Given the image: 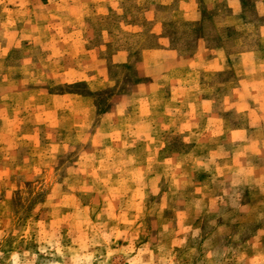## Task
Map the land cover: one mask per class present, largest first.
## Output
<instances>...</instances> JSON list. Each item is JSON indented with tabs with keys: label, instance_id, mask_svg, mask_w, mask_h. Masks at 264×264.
Masks as SVG:
<instances>
[{
	"label": "rangeland",
	"instance_id": "obj_1",
	"mask_svg": "<svg viewBox=\"0 0 264 264\" xmlns=\"http://www.w3.org/2000/svg\"><path fill=\"white\" fill-rule=\"evenodd\" d=\"M240 1L253 22L241 29L263 34L264 0ZM229 12L227 0H0V264H264V186L216 183L219 153L190 146L205 136L155 120L174 112L171 83L151 85L162 72L259 45L221 24ZM253 77L218 93L230 114L245 108L234 126L264 124V72ZM257 192L254 211L240 205Z\"/></svg>",
	"mask_w": 264,
	"mask_h": 264
},
{
	"label": "crops",
	"instance_id": "obj_2",
	"mask_svg": "<svg viewBox=\"0 0 264 264\" xmlns=\"http://www.w3.org/2000/svg\"><path fill=\"white\" fill-rule=\"evenodd\" d=\"M227 3L230 12L220 19L221 24L240 28L237 31L239 34L251 33L257 36L259 45L249 48L237 46L232 51L223 46H216L211 50L204 49L199 51L187 66L162 72L159 79L151 85L159 88L165 81L171 83L169 99L174 102V112L170 114L163 110L157 111L155 120L158 121V117L163 118L162 122L170 119L172 133L186 132L189 135L205 136L203 139L199 137L190 146H211V152L219 153L213 163L215 171H221L219 180L215 178L216 183L228 185L232 181L241 188H260L261 184L264 186V178H258L261 168L264 169V124L251 129L243 125L234 126L231 119H241L245 108H242L239 114H230H235L236 111L225 108L223 104H228L233 96H219L218 93L223 87L252 84L256 80L253 76L264 72V33L258 34L255 27L247 31L241 29L253 25V22L244 19L240 0H227ZM214 5L212 4V7ZM257 6L259 7V3ZM175 12H178V9ZM149 53H159V50L148 51L147 54ZM229 71L237 77L236 82L232 81L233 79L210 77ZM180 123L184 124V131L176 130ZM214 128L218 130H213ZM208 192L209 197H212L217 189L211 187ZM257 196L258 192L251 193L250 200L240 205L249 206V211H254L257 208L254 205Z\"/></svg>",
	"mask_w": 264,
	"mask_h": 264
}]
</instances>
